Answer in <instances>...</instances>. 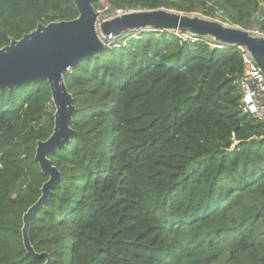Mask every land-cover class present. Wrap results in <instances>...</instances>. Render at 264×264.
Returning <instances> with one entry per match:
<instances>
[{
    "label": "trees",
    "instance_id": "1",
    "mask_svg": "<svg viewBox=\"0 0 264 264\" xmlns=\"http://www.w3.org/2000/svg\"><path fill=\"white\" fill-rule=\"evenodd\" d=\"M122 13L164 8L264 34V0H91ZM72 0H0V49L38 24L70 21ZM238 47L141 31L64 76L69 143L52 134L46 80L0 89V264H264V124L241 110Z\"/></svg>",
    "mask_w": 264,
    "mask_h": 264
},
{
    "label": "water",
    "instance_id": "2",
    "mask_svg": "<svg viewBox=\"0 0 264 264\" xmlns=\"http://www.w3.org/2000/svg\"><path fill=\"white\" fill-rule=\"evenodd\" d=\"M77 18L70 21L38 24L19 40H10L0 49V89L12 90L26 83L46 80L54 106L52 134L36 144L34 159L48 180L40 188V197L27 209L22 220V243L27 254L33 250L28 240V218L49 198L51 188L60 179L58 170L46 157L49 151L69 143L71 131V96L64 85V76L82 59L97 55L112 38H121L141 31H164L209 38L227 47H244L264 74V37L226 25L198 14L186 15L164 8L133 11L111 16L96 27L97 12L91 0H72ZM106 36L101 42L97 30ZM69 109V110H68Z\"/></svg>",
    "mask_w": 264,
    "mask_h": 264
},
{
    "label": "built area",
    "instance_id": "3",
    "mask_svg": "<svg viewBox=\"0 0 264 264\" xmlns=\"http://www.w3.org/2000/svg\"><path fill=\"white\" fill-rule=\"evenodd\" d=\"M123 14L120 10L115 11L116 16ZM250 33L264 37L259 32ZM238 50L243 63V73L237 79L242 93L241 110L264 124V74L244 47H238Z\"/></svg>",
    "mask_w": 264,
    "mask_h": 264
},
{
    "label": "rangeland",
    "instance_id": "4",
    "mask_svg": "<svg viewBox=\"0 0 264 264\" xmlns=\"http://www.w3.org/2000/svg\"><path fill=\"white\" fill-rule=\"evenodd\" d=\"M101 6H102V8L100 9V11H97V18H96V24H97V26H99V23H100V22H103V21H107V20H109V19L111 18V16H116V15H115V12H114L113 15H111V16H107V17H106V16L104 15V11L107 10L108 6H107L104 2H101ZM189 15H195V14H189ZM255 31H256V30H252V32L257 33V32H255ZM97 34H98V37H99V39L101 40V42L106 41V36H105L104 34H102L100 30L97 31ZM110 43H111V41H107V42L105 43V47H107ZM68 110H69V109H68ZM72 111H73V110H72ZM70 113H72V112H70Z\"/></svg>",
    "mask_w": 264,
    "mask_h": 264
},
{
    "label": "bare ground",
    "instance_id": "5",
    "mask_svg": "<svg viewBox=\"0 0 264 264\" xmlns=\"http://www.w3.org/2000/svg\"><path fill=\"white\" fill-rule=\"evenodd\" d=\"M96 27H97V24H96ZM98 30H99V29H98ZM98 30H97V31H98Z\"/></svg>",
    "mask_w": 264,
    "mask_h": 264
}]
</instances>
